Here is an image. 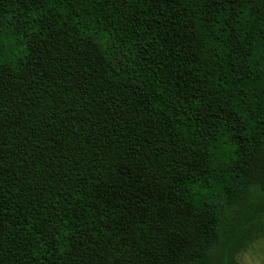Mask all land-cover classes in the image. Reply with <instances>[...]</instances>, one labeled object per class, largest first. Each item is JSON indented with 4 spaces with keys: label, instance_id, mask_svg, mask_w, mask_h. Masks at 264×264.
Instances as JSON below:
<instances>
[{
    "label": "trees",
    "instance_id": "16d2710c",
    "mask_svg": "<svg viewBox=\"0 0 264 264\" xmlns=\"http://www.w3.org/2000/svg\"><path fill=\"white\" fill-rule=\"evenodd\" d=\"M264 235V0H0V264H237Z\"/></svg>",
    "mask_w": 264,
    "mask_h": 264
},
{
    "label": "rangeland",
    "instance_id": "374dc122",
    "mask_svg": "<svg viewBox=\"0 0 264 264\" xmlns=\"http://www.w3.org/2000/svg\"><path fill=\"white\" fill-rule=\"evenodd\" d=\"M237 264H264V235L255 239L237 255Z\"/></svg>",
    "mask_w": 264,
    "mask_h": 264
}]
</instances>
